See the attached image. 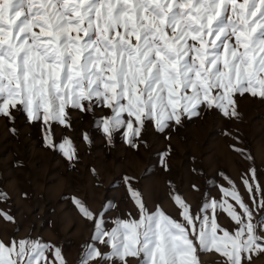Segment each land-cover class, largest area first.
Returning <instances> with one entry per match:
<instances>
[{
    "label": "snow or ice",
    "instance_id": "snow-or-ice-1",
    "mask_svg": "<svg viewBox=\"0 0 264 264\" xmlns=\"http://www.w3.org/2000/svg\"><path fill=\"white\" fill-rule=\"evenodd\" d=\"M245 93L264 99V0H0V118L14 124L20 112L39 123L45 146L69 163L75 147L67 137L57 144L53 126L70 127V110L107 109L98 127L108 141L122 132L138 147L147 122L163 132L202 106L238 118L235 95ZM82 138L91 142L87 132ZM132 179L124 182L140 218H117L111 229L104 212L73 198L96 242L79 264H203L201 253L250 264L264 253V185L254 167L241 176L248 200L227 176L222 196L198 209L171 192L178 218L160 205L149 211ZM221 213L231 229L219 223ZM0 219L15 223L2 209ZM0 264L68 262L61 246L13 237L0 239Z\"/></svg>",
    "mask_w": 264,
    "mask_h": 264
},
{
    "label": "rangeland",
    "instance_id": "rangeland-1",
    "mask_svg": "<svg viewBox=\"0 0 264 264\" xmlns=\"http://www.w3.org/2000/svg\"><path fill=\"white\" fill-rule=\"evenodd\" d=\"M235 101L238 118L202 106L199 116L185 117L180 125L173 122L163 132L147 122L138 147L126 143L122 132L108 141L98 127V118L108 115L107 109L97 108L95 115L70 110L71 126L54 125L53 131L57 144L65 137L72 141L77 158L71 163L62 151L45 146L39 123H29L20 112L15 113L14 124L0 118V193L7 195L6 201L0 199V209L15 218V223L0 219V239L41 237L61 246L68 264H79L85 246L96 242L91 240L93 225L79 213L73 198L93 212H104L108 229L117 218L138 220L125 177L133 178L132 185L149 211L160 205L175 218L178 212L171 192L181 194L198 209L205 199L222 196L221 185L228 187L224 176L235 181L248 200L241 182L245 172L254 167L264 185V99L245 93L236 94ZM85 132L90 143L82 138ZM249 154L251 160L246 158ZM219 223L233 227L224 213ZM97 247L110 251L101 244ZM201 260L223 264L224 258L201 253ZM129 264L143 261L129 258ZM250 264H264V253L253 254Z\"/></svg>",
    "mask_w": 264,
    "mask_h": 264
}]
</instances>
